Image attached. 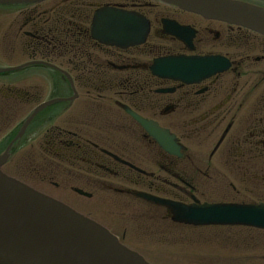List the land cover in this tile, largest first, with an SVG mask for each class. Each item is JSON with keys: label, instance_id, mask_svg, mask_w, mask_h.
<instances>
[{"label": "flooded vegetation", "instance_id": "1", "mask_svg": "<svg viewBox=\"0 0 264 264\" xmlns=\"http://www.w3.org/2000/svg\"><path fill=\"white\" fill-rule=\"evenodd\" d=\"M102 10L133 18L143 41L93 40ZM1 14L2 45L24 62L46 61L37 67L52 74L57 94L43 99L40 85L1 81L0 153L31 110L65 100L40 110L11 145L3 167L18 166V180L128 246L184 237L187 226L155 200L264 204V35L157 0H44ZM170 56L223 62L196 81L154 76L153 61Z\"/></svg>", "mask_w": 264, "mask_h": 264}, {"label": "water", "instance_id": "2", "mask_svg": "<svg viewBox=\"0 0 264 264\" xmlns=\"http://www.w3.org/2000/svg\"><path fill=\"white\" fill-rule=\"evenodd\" d=\"M36 0H0L26 3ZM206 17L222 19L264 33V10L232 0H163ZM92 36L105 44L126 45L143 41L145 31L135 20L108 10L98 14ZM206 60L173 59L155 66L159 76L193 79L212 66H189ZM173 64L163 66L160 64ZM21 67L0 69V73ZM43 104L23 124L19 137ZM7 152L0 156V167ZM172 208L173 220L186 225H244L264 228V206H180ZM0 264H148L120 245L105 229L0 172Z\"/></svg>", "mask_w": 264, "mask_h": 264}, {"label": "rangeland", "instance_id": "3", "mask_svg": "<svg viewBox=\"0 0 264 264\" xmlns=\"http://www.w3.org/2000/svg\"><path fill=\"white\" fill-rule=\"evenodd\" d=\"M3 20L4 16L0 12V33L5 31V22L3 23ZM13 21L14 19L11 18L10 23ZM23 61L24 58L20 54H7L6 51L4 52L0 49V68L13 67ZM2 78L19 80L20 83L28 86L25 89H28L31 84L40 85L42 89L38 94L43 96V99H49L51 95L57 94L56 90H52L50 85V81L54 77L52 78V74L49 71L39 67L29 71L8 73ZM56 82L58 84L57 87L60 89L62 83L60 82L59 85V82ZM30 107L31 104L26 107V113L30 111ZM59 108V105L51 106L42 113L41 117ZM17 156L15 155V162L19 158ZM19 169L16 165L3 167L5 173L17 178L20 173ZM205 229L214 231V234L219 233V236L224 237L223 239L227 241H221L222 244L220 245H215L214 242L208 240H204V243H202L199 239L201 233L209 232ZM205 229L194 230L196 234L193 230L184 232L183 235L188 239L182 243L173 242L171 244V240L156 242L154 239H148V241L146 240L147 238H142L138 243L132 242L130 247L140 252L153 264H264V232L239 228ZM191 258H194V260L191 261Z\"/></svg>", "mask_w": 264, "mask_h": 264}]
</instances>
